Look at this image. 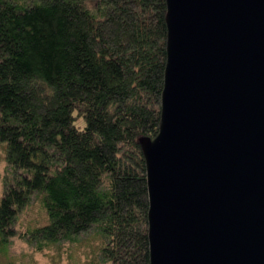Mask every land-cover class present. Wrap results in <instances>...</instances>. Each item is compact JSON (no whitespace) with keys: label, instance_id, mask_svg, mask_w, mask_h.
<instances>
[{"label":"trees","instance_id":"1","mask_svg":"<svg viewBox=\"0 0 264 264\" xmlns=\"http://www.w3.org/2000/svg\"><path fill=\"white\" fill-rule=\"evenodd\" d=\"M167 13V0H0V232L39 196L40 249L99 229L110 264H151L141 139L161 129Z\"/></svg>","mask_w":264,"mask_h":264},{"label":"water","instance_id":"2","mask_svg":"<svg viewBox=\"0 0 264 264\" xmlns=\"http://www.w3.org/2000/svg\"><path fill=\"white\" fill-rule=\"evenodd\" d=\"M151 264H264V0H167Z\"/></svg>","mask_w":264,"mask_h":264},{"label":"rangeland","instance_id":"3","mask_svg":"<svg viewBox=\"0 0 264 264\" xmlns=\"http://www.w3.org/2000/svg\"><path fill=\"white\" fill-rule=\"evenodd\" d=\"M7 173V143L3 142L0 148V197L4 194ZM50 221L42 198L34 196L15 218L14 234L0 232V264H110L103 254L107 238L99 229L71 242L52 243L40 249L33 233Z\"/></svg>","mask_w":264,"mask_h":264}]
</instances>
